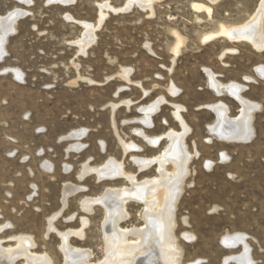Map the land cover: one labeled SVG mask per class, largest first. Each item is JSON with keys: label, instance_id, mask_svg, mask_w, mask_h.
I'll use <instances>...</instances> for the list:
<instances>
[{"label": "rangeland", "instance_id": "rangeland-1", "mask_svg": "<svg viewBox=\"0 0 264 264\" xmlns=\"http://www.w3.org/2000/svg\"><path fill=\"white\" fill-rule=\"evenodd\" d=\"M127 1L0 0V17L25 11L0 56V247L11 250L7 261L64 264L66 236L89 263L102 262L106 210L94 199L131 184L125 177H79L80 170L113 158L138 181L157 176L155 163L139 171L132 157L157 156L167 139L151 146L135 130L180 131L179 108L190 159L174 201L178 264H264V77L256 72L264 67V46L221 35L201 39L219 24L240 27L258 14L264 37V0H152L150 9L121 10ZM102 2L109 6L100 19ZM193 3H206L211 12ZM82 23L92 24L95 35L84 52ZM174 31L183 37L177 53ZM209 74L243 85L242 97L257 104L243 139L212 135L211 105L224 102L233 117L240 103L217 94ZM158 99L145 125L142 108ZM78 129L85 130L80 139L64 138ZM121 141L139 149L124 151ZM75 142L83 147L69 149ZM68 183L80 189L64 198ZM143 206L129 201L119 227L145 225ZM229 237L236 242L227 244ZM21 241L33 257L17 249Z\"/></svg>", "mask_w": 264, "mask_h": 264}, {"label": "bare ground", "instance_id": "bare-ground-1", "mask_svg": "<svg viewBox=\"0 0 264 264\" xmlns=\"http://www.w3.org/2000/svg\"><path fill=\"white\" fill-rule=\"evenodd\" d=\"M49 1L67 3L70 0ZM25 2L28 3L29 0H25ZM151 2L152 0H128L121 10L127 11L132 5H137L143 10L145 8L150 9L152 5ZM192 5L193 8L199 12L202 10H205L208 14L211 12V7L206 5V3H193ZM108 6L109 5L106 3L100 4V19L105 16L102 9H106ZM24 12L25 11L23 10L16 9L7 15L0 17V56L4 52L3 46L6 37L15 30L14 24L17 18L24 14ZM105 12L107 11L105 10ZM260 15L261 14H258L257 17L254 16L240 27L219 24L216 33L213 32L202 35L201 39L202 41H207L217 35L228 37L230 40L246 39L252 43V46L261 49L264 46V37L261 33ZM82 24L84 30L82 37L78 42L81 46L82 52H84L85 48L93 42L95 35L92 24ZM174 36L175 43L172 50L174 53H177L183 43V37H181L176 31H174ZM14 72L17 76H20L18 71ZM256 72L259 76L261 75V77H264V67H258ZM209 77L210 86L217 94L228 93L240 103L239 112L233 117L228 115V107L224 102L220 101L211 105L212 110H214L213 112L216 113V120L210 127L212 135L227 140L243 139L245 135L248 134L250 114L257 107V104L242 97L241 92L245 89L243 85L234 82L227 84L221 83L215 79L213 74H209ZM160 100L161 99H158L149 106L142 108L145 113L142 122L145 125H150V117L158 110ZM178 109L179 108L176 109L174 115L181 124L180 131L170 129L159 136H146L141 132L142 130H135L141 134L151 146L157 145L162 137H166L167 139L165 147L160 154H157V156L132 157V162L137 165L136 167L139 171L145 170L155 163L157 165V176L138 181L135 174L127 173L124 170L123 164L113 158L107 159L100 166H89L87 162L83 164L79 177L88 173H94L98 180L125 177L131 184V186L120 188H108L107 192L105 191V195L94 199V201L101 203V206L104 205L106 210V219H103V222H105L106 254L105 256H102L104 260L99 264H178V247L175 245V239L173 236L174 201L177 195L180 178L186 171V166L190 159V153L187 151L184 142V137L187 135L189 127L185 124ZM84 132V129L74 130L64 138L69 137L78 140ZM121 144L124 151L129 149H139L138 146L131 143L121 141ZM82 147L83 145L80 142H75L69 146V149L79 150ZM167 164L172 165L171 170L166 168ZM45 167L49 168L50 165L45 164ZM79 189V187L68 183L64 185L63 197L65 198L68 194ZM131 200L144 203L143 207L145 211L143 215L145 217V225L138 228L121 229L118 224L121 219H126L128 216L126 205ZM132 231L134 236L131 235L133 237L128 238V233H132ZM225 241H227V244H234L236 239L229 237L225 238ZM28 246L29 243L21 241L17 249L19 251H24V254L27 257H33V255L28 252ZM61 249L65 256L64 264H81V262L83 264H93L86 260L87 254L84 251L69 246L66 236H63ZM10 251V249H3L0 247V261H5L9 264L10 261L7 260ZM241 258L242 256L237 259L241 260ZM242 259L245 260V257ZM41 260L47 262L48 259L43 257Z\"/></svg>", "mask_w": 264, "mask_h": 264}]
</instances>
